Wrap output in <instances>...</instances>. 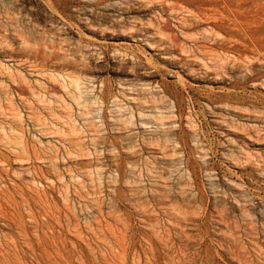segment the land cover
I'll use <instances>...</instances> for the list:
<instances>
[{
  "label": "rangeland",
  "instance_id": "1",
  "mask_svg": "<svg viewBox=\"0 0 264 264\" xmlns=\"http://www.w3.org/2000/svg\"><path fill=\"white\" fill-rule=\"evenodd\" d=\"M0 264H264V0H0Z\"/></svg>",
  "mask_w": 264,
  "mask_h": 264
},
{
  "label": "bare ground",
  "instance_id": "2",
  "mask_svg": "<svg viewBox=\"0 0 264 264\" xmlns=\"http://www.w3.org/2000/svg\"><path fill=\"white\" fill-rule=\"evenodd\" d=\"M188 11V10H187ZM260 53V52H259ZM77 76V75H76ZM63 79V78H62ZM75 79H73V81H74ZM64 81V80H63ZM76 82H74V83H76V84H79L80 85V83H78V81L80 82V80L79 79H76L75 80ZM65 82V81H64ZM71 83H72V81H71ZM76 84H74V85H76ZM70 86L72 87V84H70ZM76 86H78V85H76ZM64 87V86H63ZM77 88V87H76ZM79 88V87H78ZM65 89V88H64ZM24 90H26L25 88H24ZM24 90L22 89L21 90V92H24ZM78 90V89H77ZM26 91H28V90H26ZM49 91H51V92H53V90H49ZM27 93V92H26ZM79 93V92H78ZM80 94V93H79ZM70 95H72V94H70ZM75 96V95H74ZM78 97H76L75 96V98H73L75 101H76V103L78 104V105H82V103L80 102L81 100L80 99H82L81 97V95L79 96V95H77ZM94 101H97L96 99L94 100ZM85 116V115H84ZM87 119V118H86ZM70 120V119H69ZM73 120V119H72ZM75 126V125H74ZM67 128H68V126H67ZM70 129V128H69ZM60 131V130H59ZM70 132V131H69ZM64 133V132H63ZM23 140V139H22ZM22 142V141H21Z\"/></svg>",
  "mask_w": 264,
  "mask_h": 264
}]
</instances>
